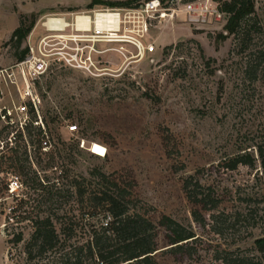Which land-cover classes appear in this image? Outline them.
Returning <instances> with one entry per match:
<instances>
[{
    "label": "rangeland",
    "instance_id": "374dc122",
    "mask_svg": "<svg viewBox=\"0 0 264 264\" xmlns=\"http://www.w3.org/2000/svg\"><path fill=\"white\" fill-rule=\"evenodd\" d=\"M88 1L0 0V68L15 63L28 42L37 44L49 34L42 26L46 18L109 7L89 9ZM210 1L220 11L226 0ZM253 1L245 52L239 38L225 30L227 15L220 11V20L204 24L183 16L153 23L144 44H152L154 52L142 58L130 45L122 44L121 55L116 51L121 44H99L98 51L116 50L92 55L93 67L54 62L36 83L39 103L33 112L47 132L40 148L9 144L8 132L16 128L7 129L0 118V232L4 235L7 225L8 232L23 234L21 243H6L8 263L0 234V264L51 261L50 252L31 261L25 253L34 248L30 217L35 212L58 218L57 251L72 253L85 245L91 230L109 221L108 213L94 208L91 194L106 187L117 191L97 174L124 189L128 215L154 225L156 264H226L228 254L255 255L253 242L264 235V170L259 165L225 173L217 168L228 157L243 151L255 155L256 146H264V73L257 81L245 74L248 52L264 45V0ZM21 18L31 29L14 48L9 39ZM20 102L7 90L0 101V114L11 111L10 124L17 126L31 117L14 110ZM25 174H37L42 188L35 190ZM186 180L189 192L195 183L197 193L211 188L217 208L207 211L191 202L183 189ZM75 181L85 190L81 199ZM55 188L63 191L57 200L50 199ZM16 206L18 223L9 218ZM164 217L194 233L187 254L169 252V234L160 226Z\"/></svg>",
    "mask_w": 264,
    "mask_h": 264
},
{
    "label": "trees",
    "instance_id": "16d2710c",
    "mask_svg": "<svg viewBox=\"0 0 264 264\" xmlns=\"http://www.w3.org/2000/svg\"><path fill=\"white\" fill-rule=\"evenodd\" d=\"M137 0L126 1H107V0H91L88 8L91 9L96 5H105L109 8L131 7ZM221 12L227 15L225 30L233 36L239 38L240 51L245 52L251 43V31L248 26V21L254 13L253 0H226L223 2L220 9ZM31 26H25L24 18H21L18 27L12 32L9 42L18 48L29 33ZM27 49L24 48L16 58V61H21L26 55ZM245 74L252 81H257L259 76L264 73V45L256 46L251 49L246 58ZM31 117L23 125L22 129L16 132V143H35L40 148L44 138L47 137V132L41 126H35L37 121L36 114L33 110L30 111ZM8 129V128H7ZM10 131L8 132V134ZM255 155L250 151H243L232 157H228L217 164V168L225 172H235L239 168L255 169L257 165L264 170V146H256L254 149ZM26 181L34 186L36 190L42 188V181L37 174H25ZM103 183H112L116 187V192H112L110 188H101L91 194L90 200L94 208L101 213H108L109 221L100 225L99 229L93 228L90 232L88 242L79 247L77 251L60 252L57 251L58 232L55 227L54 219H58L55 215L49 213L46 216H41L38 212L31 214L33 232L30 237L33 249L27 250L28 260L36 258L41 259L48 252L53 255L51 261L45 264H156L154 253L157 248L156 232L154 225L147 219L139 215H128V208L124 197L126 192L113 182H109V177L104 174H97ZM42 182V183H41ZM48 183V180H46ZM77 186L76 194L81 199L84 196L85 190L80 184L75 181ZM54 184V183H53ZM191 181L184 182V192L188 199L202 207L207 211H212L217 208L218 200L213 197L211 188H207L206 193H197L195 190L198 186L193 184L194 190L189 192ZM52 193L50 199L56 200L62 195V189ZM67 193V192H65ZM68 196L70 194H65ZM200 195V196H198ZM69 199V197L67 198ZM17 206L9 210L12 220L17 222L18 216L15 211ZM35 211L33 208L32 211ZM30 212H25L24 218L29 219ZM196 221H202L201 215L194 213ZM6 218H8L6 216ZM214 216H212V219ZM60 220V219H59ZM7 223V222H6ZM168 232L169 252L172 254H187L189 242L195 241V235L192 231H186L176 222L167 217L162 218L160 222ZM4 235L7 237L6 243L19 244L23 241L22 231L8 232L7 225L4 226ZM29 246V243L27 244ZM85 250V252H84ZM255 255L252 256H236L228 258L231 255H226L222 261L226 264H264V235L254 240L253 250ZM77 252V253H76ZM84 252L85 256H81ZM47 259V258H46Z\"/></svg>",
    "mask_w": 264,
    "mask_h": 264
},
{
    "label": "built area",
    "instance_id": "2783aa9c",
    "mask_svg": "<svg viewBox=\"0 0 264 264\" xmlns=\"http://www.w3.org/2000/svg\"><path fill=\"white\" fill-rule=\"evenodd\" d=\"M79 14L87 15L91 20L88 29L77 30L75 24ZM109 14L115 15L118 21L114 31L108 21L102 28H99L95 22L99 15ZM60 15L46 18L42 26L49 34L43 36L37 44L28 42L26 55L21 61L0 68V101L6 90L13 92L21 101L14 106L18 114L27 116L29 110L36 109L39 103L36 83L48 72L54 62L72 68L93 67L92 55H102L107 51L116 50L108 47L98 51L96 46L99 44H121L120 50H116L121 53L124 49L123 45H130L135 49L136 56L142 58L145 54L154 52L155 47L152 44H144L149 27L153 23L183 16L184 21L204 24L209 18L220 20L224 16L210 0H143L131 7H102L89 12ZM52 19L66 23L61 29H49L45 24ZM10 112L2 110L0 118L7 121L8 129L13 126L16 128L15 133L10 131L7 138L8 143L13 145L16 142L17 130L22 129L27 119L23 118L24 122L20 121L18 126L14 123L10 124L8 116ZM34 125L44 129L41 122L36 121ZM74 128V126L69 127V130L74 131Z\"/></svg>",
    "mask_w": 264,
    "mask_h": 264
},
{
    "label": "bare ground",
    "instance_id": "6f19581e",
    "mask_svg": "<svg viewBox=\"0 0 264 264\" xmlns=\"http://www.w3.org/2000/svg\"><path fill=\"white\" fill-rule=\"evenodd\" d=\"M51 19V18H50ZM90 19L87 15H77V18H76V24L75 26L77 27V30H80V29H88L89 28V24H90ZM110 22L112 25H111V29L114 31L116 30L117 28V19H116V16L115 15H99L95 22L97 24V26L99 28H102L105 24V22ZM64 23H66L65 21L63 22L62 20H59V19H52V20H49L45 26H47L49 29H53V30H58V29H61L63 26H64ZM113 50H110V51H107V52H112ZM104 53V52H103ZM122 55V53H119Z\"/></svg>",
    "mask_w": 264,
    "mask_h": 264
},
{
    "label": "crops",
    "instance_id": "0c3cea01",
    "mask_svg": "<svg viewBox=\"0 0 264 264\" xmlns=\"http://www.w3.org/2000/svg\"><path fill=\"white\" fill-rule=\"evenodd\" d=\"M91 0H89L86 4H89ZM107 1H126V0H107ZM64 7H68V8H71V6L67 5V4H63ZM119 8V7H118ZM16 29V28H15ZM1 234V237H2V243H3V255L7 261V256H6V240H5V236L3 235L2 232H0ZM8 263V261H7Z\"/></svg>",
    "mask_w": 264,
    "mask_h": 264
}]
</instances>
